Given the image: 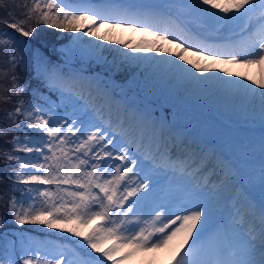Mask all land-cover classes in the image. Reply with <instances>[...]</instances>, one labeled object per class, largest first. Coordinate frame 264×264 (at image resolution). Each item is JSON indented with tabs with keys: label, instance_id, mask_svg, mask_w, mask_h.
<instances>
[{
	"label": "snow or ice",
	"instance_id": "1",
	"mask_svg": "<svg viewBox=\"0 0 264 264\" xmlns=\"http://www.w3.org/2000/svg\"><path fill=\"white\" fill-rule=\"evenodd\" d=\"M175 2L155 7L137 0H31L17 18L7 0H0L8 10L0 23L17 33L0 29V49L8 52L9 67L24 61L18 50L26 52L38 78L60 93L64 113L51 106L50 97L27 106L19 100L7 111L15 131L27 128L31 133L13 135L6 141L10 149L0 151L12 169L6 177L13 193L10 216L0 215V228L11 219L15 225H42L72 237L68 244H52L0 233V264H121L133 255L165 248L173 249L169 264H264V164L259 202L243 180L240 191H232V181L244 173L227 160L221 165L224 179L208 193V181L194 168L195 154L173 160L166 145L162 151L155 135L146 134V115L140 127L119 116L106 118L103 105L96 103L100 97L90 90L92 82L64 73L41 51V25L77 34L72 54L106 61V53H116L121 64H144L193 92L237 97L251 110L258 104L264 119V80L228 79L185 56L196 50L200 56L211 52V59L222 63L264 65V0H178L188 15L201 21L195 30L173 15ZM106 24L109 29L139 28L155 39L138 46L115 41L130 52L109 48L96 42H113L107 33L100 34ZM170 43L180 50L173 54L165 46ZM149 52L157 55H141ZM11 79L12 95L19 96L25 88L15 73ZM8 131L0 130V138ZM161 173L165 178L179 175L183 183L161 188ZM233 195L232 221L214 223V211ZM17 240L23 242L20 259Z\"/></svg>",
	"mask_w": 264,
	"mask_h": 264
},
{
	"label": "rangeland",
	"instance_id": "2",
	"mask_svg": "<svg viewBox=\"0 0 264 264\" xmlns=\"http://www.w3.org/2000/svg\"><path fill=\"white\" fill-rule=\"evenodd\" d=\"M118 30H119V33L120 34L117 37V40H115V41H126V42H130L133 46H138V45L141 44V42L139 44L136 43L137 42V38L140 35H142L141 36L143 38L142 41H152V40L155 39L151 35H149L147 33L145 34V32L142 29H139V28L136 31H133V29L131 27H128V28H118ZM43 33H45V34H43ZM42 34L44 36H47L48 35V37H50V38L51 37H58L59 39H64L65 43L62 44V45H60V46H58V48H57L58 50H56L55 53L59 54L60 52H62L61 57L62 58L64 57L66 59L67 66H68L69 63H71L73 65V63L75 62L74 61V56H76L77 54H72L70 52V49L72 48V38H73L74 35H77V34H73V33H69V32H64V31L58 30V29H53V28H50L48 26H45L43 28ZM90 39H92V38H90ZM115 41H113L112 43H108V42H105V43L107 44V46L109 48L122 49L124 52H130L131 51L130 48L125 49V48H123V45L122 44L115 43ZM17 55L18 56H21V57H24V61L22 63H20L15 68V70H12V73H15V75L19 76L21 79L28 81V78H24L23 76H20V74H18V71L19 70H22L25 74H27V72H29V69H28L29 60L27 59V53L18 50L17 51ZM47 55L48 56H52L51 54H47ZM133 55H136V53H133ZM141 55H149V56H151L153 54H152V52H149V53H146V54L145 53H141ZM106 56H107V60L106 61H102V60H96L94 58H91V57H88V56H85L84 55V61L86 63L90 62L91 60H94L96 62H101L102 65H103V67H104V65L111 66L112 64H115V63L118 64V63H120L119 57H118V55L116 53H111V54L106 53ZM53 57H55V56H53ZM114 60H115V62H114ZM108 62H111V63H108ZM120 65L118 66V68H120V69L124 68V69L127 70V72L133 73V77L131 79V83L133 85H135L136 88L142 87V86H144L146 88V86L148 87V86L151 85V82L150 81L152 80V82L154 81L153 88H152L153 91H157L158 90V89L154 88V86H155L156 82L158 81V79H160L161 75H158V74L154 73L152 71V69H150L146 65L140 64L139 66H137L136 64H121V63H120ZM18 67H20V68H18ZM87 68H90V67H87ZM118 72L120 73L122 71H118ZM144 73H148V74L147 75H143ZM96 78H97V80H99V76L96 75ZM165 78L166 79L164 80V82H166V85L173 86L171 84L172 83L175 84V82H172L167 77H165ZM175 86H176V84H175ZM180 86H181V89L179 91L180 93L178 92V95H177L178 97H180L179 94H181V91L183 93L186 92V91H183V90L186 89L185 88L186 86L183 85V84H178L177 85V88L179 89ZM111 88H112V85H111ZM170 89H172V87H170ZM167 92L168 91L160 90V91H157L156 93H158L160 96H163V98L161 99L163 101H170V100L176 101V98H178V97L177 96L176 97H168V93ZM190 92H193V91H190ZM50 93L54 94L52 91ZM50 93L47 94V96L45 97V100H47L50 97L51 100L54 102L55 100L52 99V96L50 95ZM193 93H195L193 95H196L198 92H193ZM203 93L205 94L204 98L205 97L207 98L208 96H209V98H212V96L209 95L208 92H203ZM182 95L183 94H181V96ZM188 97H190V95L186 96L184 99H188ZM23 99L25 101V106H27V104H28V95H27V93L24 95ZM110 103L112 104V102H110ZM55 105H57L56 102L52 103L51 106L54 108ZM203 106L204 105H202L201 107L203 108ZM2 114L4 115V113H2ZM175 125H177V124H175ZM162 175L163 174H161V177H162ZM214 216L215 215H213V218H214ZM21 227H23V226H21ZM24 227H26V226H24ZM27 227L35 228V229H37L39 231L40 230L41 231L42 230L44 231L45 229H47V231H44V232H48V231L54 232V231L57 230V229H48V228H46V227H44L42 225H31V224H27ZM20 233L22 234L23 232L21 231ZM62 233H64V232H62ZM23 235H24V233H23ZM64 235L71 236L68 233L67 234L65 233ZM25 236H27V235H25ZM30 237L31 238H34L35 237V240L36 241H41V233H39V234L38 233L30 234ZM12 238H13V236L11 237V239ZM53 242H54L53 244H56V243L61 244L60 242H55V241H53ZM144 254H145L146 258H144L143 260H141V258H143V255L136 254V255L131 256L129 258V261L128 262L131 263V264H139V261L141 260L140 261L141 264H144V263L147 262V259L148 260L149 259H152L151 255L149 253H144ZM125 262L128 263L127 261H125Z\"/></svg>",
	"mask_w": 264,
	"mask_h": 264
},
{
	"label": "trees",
	"instance_id": "3",
	"mask_svg": "<svg viewBox=\"0 0 264 264\" xmlns=\"http://www.w3.org/2000/svg\"><path fill=\"white\" fill-rule=\"evenodd\" d=\"M25 4L30 5L31 0H7L8 9H10L13 15H16L17 18H22V14L25 11L23 5ZM7 14H8V10L5 7L0 6V17L6 18ZM44 27L45 25H41L39 28L41 34L43 32ZM0 29H3L4 31L12 32L13 34H17L14 32V30L8 29L2 23H0ZM44 37L45 39L41 41L43 45L41 51H43L45 55L47 54L54 55L56 50H58L57 44L60 43L59 38L58 37L50 38L48 37V35ZM12 70L15 69L9 67L8 52L0 49V130L9 129L8 135L0 138V151H8L10 149V145L7 144L6 141L10 140L13 135H23L24 132H26V128L25 129L23 128V131H15L16 125L7 120V111L12 110L17 105L19 100L24 101L23 97L26 93L27 95L29 94V97L31 96V90L26 88L25 91L19 96L12 95L13 92L12 89L13 81L11 79ZM21 71L22 70L18 71V74H20V76H22ZM17 82L22 85L27 83L20 77L18 78ZM8 96H12L11 100H6V97ZM2 113H4L5 116ZM23 119L24 118L22 116L19 117V120H23ZM10 171H12L11 167L7 166L3 160V157L0 156V215L2 216H10V212L8 208V200L13 193L10 191L12 184L6 177V173ZM17 194L18 192L16 193V195ZM13 227H18V225H15L14 222L11 221V219H9L8 224L5 225L4 228H0V233L8 232V230H11Z\"/></svg>",
	"mask_w": 264,
	"mask_h": 264
},
{
	"label": "bare ground",
	"instance_id": "4",
	"mask_svg": "<svg viewBox=\"0 0 264 264\" xmlns=\"http://www.w3.org/2000/svg\"><path fill=\"white\" fill-rule=\"evenodd\" d=\"M221 2H223V0H221ZM100 34L104 35L105 33H107L110 37L111 41H115L117 40V37L119 36V30L118 28H113V29H109L108 25H104L103 27H101L99 29ZM93 40H95V38H92ZM97 43H105V42H101V41H96ZM167 48L171 49V52L174 54L175 52L179 51L180 49L177 47L176 43H170V44H166L165 45ZM153 55H157L155 53L152 52ZM163 56H168V53H163ZM185 56L194 61V62H198L200 65L202 66H207L210 70V72L212 71H216L219 75L225 76L228 79H239V78H244V77H248L249 80H255V81H260V80H264V65H260V64H243V63H234V64H225L222 63L220 61L217 60H213L211 59V54L205 53L204 56H200L198 54H196V51H189L187 53H185ZM227 69L225 74H221L220 70L223 69ZM233 74H239V76H235ZM166 78L161 75L160 79H158L157 83V89H164L166 88V84L164 82ZM174 82V81H172ZM176 86L174 87V89L171 90V94L170 96H176L177 92H178V88H177V83L175 82ZM209 95L212 96L213 101H215V103L219 104V107L221 109V106L223 105H229V110H233V115L240 110L241 107L246 106V102H244L242 99L237 98V97H231L228 96L226 94L220 93V92H213V91H209L208 92ZM202 95L201 92H198L195 95V99H193L195 102L199 100V97ZM250 112V116L254 115V117H261L260 114V109L258 104L255 106L254 110L249 109ZM229 113V112H228ZM239 115V112H238ZM258 120V119H255ZM219 177L217 176L216 180H218ZM224 179V178H223ZM219 212V211H218ZM217 212V213H218ZM173 253V249L171 248H165V249H160L158 251L155 252L154 258L151 260L150 264H161L164 259H166L168 256H170Z\"/></svg>",
	"mask_w": 264,
	"mask_h": 264
}]
</instances>
